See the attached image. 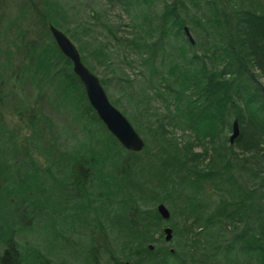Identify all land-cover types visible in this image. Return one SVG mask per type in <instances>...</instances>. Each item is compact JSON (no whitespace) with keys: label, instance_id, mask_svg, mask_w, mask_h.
I'll return each mask as SVG.
<instances>
[{"label":"trees","instance_id":"1","mask_svg":"<svg viewBox=\"0 0 264 264\" xmlns=\"http://www.w3.org/2000/svg\"><path fill=\"white\" fill-rule=\"evenodd\" d=\"M158 1L162 2L160 10L153 13ZM120 2L122 9L127 12L136 7L148 10L137 23H133L136 32L126 43L139 55L140 64L150 81L151 88L148 90L165 105V115L160 117L158 114L157 129H162L165 123L193 132L194 138L204 146L216 141L219 144L209 150L205 148L203 158L207 156V151L211 152L212 157L204 168L197 163L200 154H187L188 144L184 145L183 151L178 152L181 159L172 156L169 161L167 156L158 166L153 165L158 156L154 160H139L142 164H139L137 173L141 182L134 184L141 191L135 187L129 188L134 195L128 193L123 199L118 195L120 187L115 183L110 184L114 178L105 175L102 168L114 173V168L121 162L120 157L116 156V150H122L127 156L136 153H128L123 149L90 106L82 83L72 71L70 60L51 38L49 26L58 27V21L55 22L51 16L48 4L44 14L31 1L17 6L20 8L16 12L19 18L21 13L28 15L30 26H42L40 29H31L30 26L20 27L16 18L15 21L7 19L6 22V0H0V116L9 107L8 98L14 95L18 97L13 109L20 120L26 118L30 135L25 138V142L30 139L33 141L40 132L39 119L45 118L39 111L38 103L49 96L69 109L73 121L80 124L82 130L86 132L89 128L91 137L95 135L93 131L107 136L101 147L90 150L87 156L79 155L80 151L77 150H55L54 155L52 150L56 145L51 143V154L47 155L51 165L48 164L46 169L34 166V161L28 166L23 158L25 167H29L25 168L26 172L32 174L30 180L29 177L17 175L19 169L11 171V166L16 168V164H19L16 159L11 157L13 160L9 162L3 159L4 154H0V223L4 222L0 224V264H28V259L37 261L40 254L36 257L26 256V251L33 249H25L24 245L22 247L15 241L16 234L33 230L37 219L49 218L51 233L71 243L70 238L64 234L67 231L64 226L61 234L57 233L61 219L55 215L46 217L49 212H45L49 206L48 198L54 199L52 193L61 184H66L65 189H69L75 199L72 214L68 207L70 219L67 220L71 222L67 223L72 224L74 229L79 226L85 237L84 246L77 241L82 247L81 264H103L105 257V264H186L192 259L190 256L194 254H187V251L179 252L172 248L170 251H161L156 247L152 251L147 249V245L153 242L151 231L155 222L151 219H158V216L149 217L142 210L145 200L140 195L145 197L148 187L158 192L157 187L150 184L159 178L167 179L169 176L175 181L182 177L198 188L199 184L195 185L194 182L206 181L218 188L225 197L220 198V206L211 215L203 209L198 212L197 208L196 211L192 208V212L184 211L181 216L184 220L193 218L189 231L199 228L206 234L207 230L218 228L225 232L224 225L232 224L235 228L253 208L264 214L260 185L255 186V182L264 180V96L249 77L251 71H256L258 79L264 78V0ZM25 4L31 5L27 12L21 9ZM71 35L76 39L73 31ZM104 49L101 44L92 49V54L95 53L101 62L109 59ZM19 56L21 59L17 60ZM101 83L104 84L103 81ZM45 87L49 88V94ZM135 97L140 98L139 95ZM23 103L25 107L19 106ZM233 117L238 121L240 133L230 144L225 132L231 130L230 119ZM0 122L3 125L2 118ZM5 129L12 130L7 127ZM2 133L0 147L12 144L11 150L20 152L13 157H23L24 154L27 157L29 148L21 149L16 136L8 137L3 130ZM168 147L173 152L179 150L176 143L169 142ZM220 160L224 163L221 164ZM90 169L92 175L84 174ZM41 172L49 174L51 186H45L46 180L39 178ZM53 172H57L59 177L56 178ZM153 173L156 175L153 176ZM145 174L147 178H144ZM154 177L157 178L152 179ZM90 178H95L96 185L89 183ZM159 189L163 191L164 187L159 186ZM97 191L103 194H97ZM131 207L133 212L129 211ZM59 210L53 213L60 215ZM259 210L255 212L257 216ZM8 220L13 221L12 225L17 227L6 225ZM79 222L81 224H76ZM259 226L262 230L257 232L252 229L249 232V226L245 227L240 234L235 235L231 246H224L225 250H231L233 243L241 242L238 250L242 255L255 260V264H264V222H260ZM103 239L104 249L99 253L100 249L97 248H100ZM221 249L214 246L213 252L210 249L211 254L206 253L204 260L213 262L216 257L214 251ZM73 252L76 254V251ZM23 253L26 258L22 256ZM235 256L238 258V255ZM42 257L44 260L37 262L46 264V257Z\"/></svg>","mask_w":264,"mask_h":264},{"label":"rangeland","instance_id":"2","mask_svg":"<svg viewBox=\"0 0 264 264\" xmlns=\"http://www.w3.org/2000/svg\"><path fill=\"white\" fill-rule=\"evenodd\" d=\"M21 1H31L39 8L42 14L45 13V7L48 4L47 9L52 11L51 16L55 19V22L58 21V27H56L75 45L85 66L100 80V82H104V84H101L111 104L129 120L142 138L144 146L141 151L134 152L136 153L134 154L135 156L131 153L130 156H127L122 150H116V156L120 157L121 162L118 164V167L114 168V173L113 171L111 173L109 169L102 168L101 166L105 175L108 176L109 174V176L114 178L110 184L113 185L115 183L120 187L118 195H121L123 199L129 194L134 195L131 190H128L133 187L141 191V188L135 186L134 183L141 182L140 175L137 171L140 169L139 164H142L143 160H146V158L154 160V158L158 156V159L156 158L157 162H153L154 166H158L159 162L161 161L162 163V160L167 158V156L169 161L172 159V156L181 159L178 152L183 151L184 145L187 144L189 145L186 151L187 154H200L197 163L200 164L201 168H204V165L207 164L206 162L212 157L211 152L207 151V156L203 158L205 148L207 147L209 150L211 147L218 145L219 142L216 141L212 145L208 143L204 146L201 141H197L194 138L193 132L186 131L179 127H172L165 123H163L162 129H157L158 114H160V117L165 115V105L162 101L156 99L154 93L148 90V88H151L149 84L150 81L148 82L146 72L140 64L139 55L135 50L131 49L128 43H126V40H131L136 32L133 28V23H137L142 14L148 12L147 9L136 7L127 12L122 9L120 0H6L4 9L7 15L5 19L6 22L7 19L9 21H15L16 18L18 19V24H20L19 26L22 28L30 26L31 22H29L28 15L26 16L21 13V21L18 13H16L18 9L20 10L17 6H20L19 4L22 3ZM161 5L162 2L158 1L152 12L157 13ZM23 6L24 7H21V9H25L27 12V9H29L31 5L25 4ZM134 17L138 19H134ZM30 27L31 29L42 28L40 24ZM11 29H16V27ZM72 31L74 35L76 34V39L72 38ZM52 40L54 39L52 38ZM99 44L105 48L104 50L107 54V58H109L104 62L99 61L95 53L92 54V52H94L92 49ZM16 59H21V56ZM256 73L255 71V74ZM153 79H155V77ZM259 80L264 84V78L260 77ZM45 91L49 94V88L45 87ZM137 95H139L140 98L135 97ZM31 96L29 97L31 98ZM17 98L18 97L15 95L8 98L11 103H8L9 107L4 110L2 117L0 116L3 124L1 125L0 122V134L3 130L8 137L16 136V141L20 145V148H29V154L27 157H25V154L23 157H13V155L16 156L20 152L18 153V150L14 149L11 150V143H9L11 145L5 148L0 147V154H4L3 159L9 162L10 160L16 159L19 164H16L18 165L16 168L11 166V171L15 172L13 170L19 169L17 175L20 177H29L28 180H30V176L32 175L26 172L25 168L29 169V167H25L26 165H24L23 158H25L28 166L31 161H34V166H40L43 169H46L48 164L51 165V159L48 158V154H51V149L49 148L51 143L56 145L52 153L55 152V150L60 152L77 150L80 151L79 155L87 156L90 150L94 151L99 149L101 144L106 141L107 136L102 133L99 134V132L97 133L96 131H93L95 135L91 137L89 128L86 129V132L84 129L82 130V126L73 121L67 107H63V104L58 102L56 98L51 99V97L49 98V96H46L38 103L39 111L45 117L43 120H41V118L39 119L41 122L39 125L40 132L38 133V137L33 139V141L30 139L26 143L25 138L30 135L27 130L26 118L23 117L20 120L13 109V105H17ZM19 106L25 107L24 103L21 105L19 104ZM233 120L234 117L230 119V122L233 123ZM5 127L12 130H7ZM231 133L232 124L231 130H226L225 136L229 139ZM169 142L176 143L179 150L173 152L172 149L168 147ZM123 149L129 153L128 150L125 148ZM114 155L115 154L112 156ZM127 158L129 159L128 161H126ZM0 160H2V158ZM28 160L29 162L27 163ZM139 160H142V162L140 163ZM221 161L222 160H220L221 164L224 163ZM217 165L220 164L217 163ZM262 168L264 170V163ZM146 171L148 173V168ZM53 173L56 175V178L59 177L57 172ZM88 173L92 175L93 172L91 169L84 172V174ZM40 174L39 178L47 182L45 186H51L50 184L52 181L51 178H48L49 174L47 172H41ZM155 175L156 174L153 173V176ZM117 177L120 179L118 180ZM144 178H147L146 174ZM156 178L157 177H154L152 179ZM91 179L92 178H90L89 183L96 185L95 178ZM187 180L188 179L181 177L173 181L169 176L167 179L159 178L153 180L150 184L153 187H157L158 192L148 187V190L145 192V197L144 195H140V197L146 201H143L144 206H142V210L145 211L149 217L152 215L158 216V219H151L152 222H155L153 230L151 231L153 242L147 245V249L152 251L156 247L161 251H170L172 248L173 250L178 249L179 252L187 251V254H194L190 256L192 259L188 257L190 260H188L186 264H255V260L247 259L246 256L239 252L238 249L241 246V242H237V244L233 243V247H231L233 253L230 249L225 250L224 246H228L229 244L231 246L235 235L238 233L240 234L245 227L249 226V232L250 229H252L253 232H257L259 229L262 230L259 223L264 222V214H262L259 209L253 208L247 217L242 218L241 222L236 224L235 228L232 227V224L224 225L226 229L225 232H222L218 228H213L211 231L207 230L206 234H203V231H200L199 228L190 229L189 231L188 227L193 218L190 217L184 220L181 217L183 215L182 213L186 210L192 212V208H197V211L203 209L211 215L216 211L215 209L220 206V198L224 196L220 194L218 188L216 189L215 186H211L209 182H194L195 185L199 184L200 188H198V186H194L192 182H187ZM257 185H260L259 190H261V194L263 195L261 202L264 210V180L255 182L256 187ZM159 186H163L164 190L161 191ZM224 186L228 188L227 185H222V187ZM65 187L66 184H61L60 187H56L55 193H52V196L55 197L54 199H51V197L48 198L49 206H47L45 212H49L46 217L55 215L61 219L60 228H57V233H60L61 228L64 226V230H67L65 231L67 233L64 232V234L70 238L71 243L67 240L59 239L58 236L51 233L52 229H50L51 224L49 218L37 219L38 221H36L33 230H26L24 233L21 231L20 234L15 235V241L19 242L22 247L24 245V247H26L25 249H33L30 251L27 250L26 256L36 257V255L40 254L37 261H40V259L43 261L44 257L42 256H45L47 260L46 264L82 263L81 245L84 246L85 237L79 226L74 229L71 227L72 224L67 223L71 222L67 220L70 219L68 207L70 206V212L72 214L73 211L71 208L73 207L75 199H73V196L69 193V189L67 190ZM96 193L103 194L99 191ZM71 198L72 200H70ZM158 204H164L168 209L170 213V218L168 220H163L158 215L156 211ZM60 206H62L61 209ZM132 208L133 207H131L129 211L133 212ZM128 209L129 208L126 210ZM58 210L61 212L60 215L53 213ZM258 210L259 214L257 216L255 212H258ZM33 222L35 223V220ZM0 224H4V222ZM12 224H14L13 221H6V225L17 227ZM76 224L81 223L79 222ZM167 229L172 231V236L169 241L165 240V231ZM70 231H72V233ZM77 241H80L81 245L78 244ZM104 244L105 240L103 239L99 244L100 248H97L100 249V251H98L99 253L103 252ZM214 246L222 247V249L214 251L216 257L213 262L209 263L208 260H204L206 257L205 254H211ZM73 251H76V254ZM24 253L22 256L26 258ZM227 253H229V255ZM235 255H238V258H236ZM106 259L107 257L102 261L103 264L107 262ZM37 261L28 259V264H42ZM176 264L181 263L177 262Z\"/></svg>","mask_w":264,"mask_h":264},{"label":"water","instance_id":"3","mask_svg":"<svg viewBox=\"0 0 264 264\" xmlns=\"http://www.w3.org/2000/svg\"><path fill=\"white\" fill-rule=\"evenodd\" d=\"M49 30L61 53L70 60L73 73L82 83L90 106L104 124L106 130L126 150L131 152L141 151L144 146L142 138L129 120L111 104L99 79L83 64L79 52L72 41L54 26H50ZM185 32L192 41L187 28H185ZM249 77L259 92L264 96V84L257 78L255 72L251 71ZM239 133L238 121L234 120L232 123V133L229 137L230 144H233L234 140L239 136ZM156 211L161 219L168 220L170 218V213L164 204H158ZM171 232L170 229L165 231L166 241L170 240L172 236Z\"/></svg>","mask_w":264,"mask_h":264}]
</instances>
